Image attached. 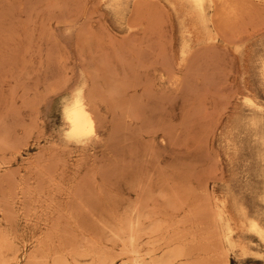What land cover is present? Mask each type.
<instances>
[{
    "label": "rangeland",
    "instance_id": "obj_1",
    "mask_svg": "<svg viewBox=\"0 0 264 264\" xmlns=\"http://www.w3.org/2000/svg\"><path fill=\"white\" fill-rule=\"evenodd\" d=\"M2 1L0 264H224L216 205L223 200L236 221L234 199L249 210L261 207L249 193L262 170L256 163L259 134L246 128L251 112L242 97L264 101L256 63L264 29L244 43L238 37L264 24V3L238 0L247 5L245 14L239 5L236 19L242 22L227 20L222 29L218 20L219 36L196 43L203 33L178 0H158L165 7L158 6L159 17L150 6L139 19H150L154 10L155 21L138 19L130 28L141 0H122L121 19L111 0H40L36 6L28 0L31 7L26 0ZM183 30L192 36L182 57ZM91 79L100 119L88 142L77 143L64 137L61 107L77 84ZM233 235L253 251L228 250L226 264H264V247L255 237Z\"/></svg>",
    "mask_w": 264,
    "mask_h": 264
},
{
    "label": "bare ground",
    "instance_id": "obj_2",
    "mask_svg": "<svg viewBox=\"0 0 264 264\" xmlns=\"http://www.w3.org/2000/svg\"><path fill=\"white\" fill-rule=\"evenodd\" d=\"M3 1H5V0H3ZM2 1V2H3ZM9 1V0H8ZM23 1H25V0H23ZM26 1H28V0H26ZM38 1H40V0H35V6H36V4H37V2ZM42 1V0H41ZM46 1H48V0H46ZM50 1V0H49ZM67 1V0H66ZM69 1V0H68ZM86 1V0H85ZM101 0H99V2H100ZM138 1V0H137ZM137 1H136V3H137ZM140 1V0H139ZM156 1H157V3H156ZM156 1H152V0H141L140 2H142V5H144V7L140 4V6H142V7H140L139 6V8L137 7V9L136 8H134L135 10H134V13H133V15H132V18H133V20L132 19H130V23H129V28L130 27H135L136 26V24L138 23L139 24V22H141V20L143 19V18H146V16L145 17H143L142 19H139V18H141L140 16L141 15H143L144 16V14H142V13H145V15L147 14V10L145 9V8H147L148 10L150 9V6L152 7V6H154V10L153 9H151V10H153L154 11V14H155V16L156 17H159V9H158V3L160 4V2H158V0H156ZM163 1H165V0H163ZM181 4H182V6L184 7V10H185V13H184V15H185V17L191 22V25L194 27V28H198V30H201V32L203 33V37L202 38H200V39H197V42L196 43H198V42H204V43H206L205 41H213L214 39H215V37H217L216 35H218L219 36V34L216 32V31H218L219 30V27H217L218 28V30H216V25H217V21L219 20L220 21V23H221V27H223L222 29H224V27H225V25H224V23H226L227 22V20H229L228 22L229 23H232V22H230L231 20L230 19H236V18H239L238 16H240L239 15V10L240 9H242V8H240L239 7V5H241V4H238V0H178ZM240 1V0H239ZM246 1V0H245ZM248 1H250V0H248ZM247 1V3H249ZM251 1H253V0H251ZM254 1H259V2H261V4H263L264 3V0H254ZM6 2V1H5ZM29 2V1H28ZM32 2H33V0H32ZM54 2V1H53ZM52 2V3H53ZM56 2V1H55ZM69 2H71V1H69ZM73 2V1H72ZM71 2V3H72ZM76 2V1H75ZM102 2V1H101ZM111 2L113 3V8H114V11H115V13L117 14V18H120L121 19V17L122 16H124V14H123V1L122 0H111ZM135 2V1H134ZM152 2H154V3H152ZM39 3V2H38ZM98 3V2H97ZM251 4H249V5H253V3H255V2H250ZM8 5H9V3H7ZM11 4V3H10ZM29 4H30V2H29ZM33 4V3H32ZM32 4H30V5H28L29 7H31V5ZM50 4V3H49ZM73 4V3H72ZM74 4H76V3H74ZM80 4H83V3H80ZM80 4H79V6H80ZM138 4V3H137ZM137 4H135V5H137ZM151 4H153V5H151ZM162 4V3H161ZM243 4L245 5V3H244V1H243ZM241 5L242 7H244V5ZM256 4V3H255ZM260 3L258 4V5H261ZM18 5V4H17ZM21 5H25V4H21ZM34 5V4H33ZM32 5V6H33ZM68 5V4H67ZM66 5V8L68 9V6ZM134 5V6H135ZM139 5V4H138ZM171 5V4H170ZM2 6V5H1ZM13 6V5H12ZM55 6H57V5H55ZM74 6V5H73ZM76 6H78V4H76ZM78 6V7H79ZM83 6V5H82ZM162 6H163V4H162ZM162 6H159V7H162ZM246 7H247V5H245ZM261 6H264V4L263 5H261ZM5 7V6H4ZM10 7V6H9ZM60 7H62V9L61 10H63V6H60ZM71 7V6H70ZM77 7V8H78ZM164 7V6H163ZM72 8V7H71ZM74 8H76V7H74ZM84 8H85V6H84ZM165 8V7H164ZM240 8V9H239ZM252 8V7H251ZM262 8V7H261ZM264 8V7H263ZM262 8V9H263ZM9 9V8H8ZM25 9V8H24ZM256 9H257V7H256ZM10 10H12V9H10ZM22 10V9H21ZM146 10V12H144ZM254 10H255V8H254ZM1 11V10H0ZM68 12L70 11V8H69V10H67ZM153 11H152V13H153ZM161 11H162V9H161ZM246 11H247V9L244 7V10H243V13L245 14L246 13ZM248 11H249V9H248ZM251 11H252V9H251ZM3 12V11H2ZM4 12H6L5 10H4ZM29 12V11H28ZM71 12H73V11H71ZM132 12V11H131ZM163 12V11H162ZM164 12H165V9H164ZM260 12H261V10H260ZM263 12H264V10H263ZM70 13V12H69ZM83 13H84V11H83ZM114 13V14H115ZM151 12H149V14H151L152 16H151V18H153V20H154V14H152ZM248 13H250V12H248ZM247 13V14H248ZM257 13L259 14V12H258V10H257ZM256 13V14H257ZM2 14V13H1ZM8 14V13H7ZM78 14H80V13H78ZM77 14V15H78ZM93 14V13H92ZM116 14H115V16H116ZM131 14V13H130ZM148 14V15H149ZM255 14V13H254ZM10 15V14H9ZM15 15V14H14ZM84 15V14H83ZM87 15H88V13H87ZM147 15V16H148ZM160 15H161V13H160ZM166 15H167V13H166ZM252 14H250V16H251ZM88 16H90V14L88 15ZM87 16V17H88ZM154 16V17H153ZM163 16V15H162ZM242 17H243V15H241ZM249 16V15H248ZM253 16H255V15H253ZM253 16H251V17H253ZM78 17V16H77ZM100 17H101V15H100ZM166 17V16H165ZM10 17H8V19H9ZM69 18V17H68ZM148 19H149V16L147 17ZM147 18L145 19V20H147ZM149 19V20H152V19ZM161 18V17H160ZM264 18V17H263ZM2 19V17L0 18V21H3V20H1ZM76 19V18H75ZM119 19V20H120ZM140 21H139V20ZM157 19V18H156ZM240 19V18H239ZM242 19V18H241ZM259 19V18H258ZM29 21H30V18L28 19ZM28 20H27V22H28ZM66 20V19H65ZM73 20V19H72ZM72 20H70L69 19V21H72ZM137 20L139 21V22H137ZM144 20V19H143ZM216 20V21H215ZM238 19H236L235 21L237 22V23H239V21H241V20H239V21H237ZM244 20V19H243ZM248 20V19H247ZM250 20H254V19H250ZM256 21H258L257 19H255ZM260 20H262V18L260 19ZM259 20V21H260ZM8 21V20H7ZM10 21L11 22H13L12 21V19L11 20H9V23H10ZM68 21V22H69ZM155 21V20H154ZM233 21V20H232ZM233 22V23H235V26H236V22ZM246 21V20H245ZM249 21V20H248ZM4 22H6V21H4ZM67 22V21H66ZM65 22V23H66ZM74 22V21H73ZM137 22V23H136ZM227 22V23H228ZM242 22V21H241ZM240 22V23H241ZM254 22V21H253ZM147 23H148V21H147ZM151 23V22H150ZM245 23H248L247 21L245 22ZM251 23V22H250ZM257 23V22H256ZM262 23V22H261ZM260 23V24H261ZM154 24V23H153ZM244 24V23H243ZM253 24V23H252ZM254 24H255V22H254ZM259 24V25H260ZM10 25L11 24H9V27H10ZM100 25H102V24H100ZM142 25V24H141ZM140 25V26H141ZM227 25V24H226ZM232 25V24H231ZM245 25V24H244ZM258 24L256 25V26H259ZM148 26V25H147ZM157 26V25H156ZM220 26V25H219ZM249 26H251L252 27V25H249ZM8 27V26H7ZM137 27V26H136ZM152 27V26H151ZM185 27H187V26H185ZM227 27L229 28V26L227 25ZM231 27H234V25L233 26H231ZM251 27H248V29L249 28H251ZM12 28V27H11ZM147 28V27H146ZM226 28V27H225ZM237 28H239V27H237ZM241 28V27H240ZM255 28V27H254ZM4 29V28H3ZM7 29V28H6ZM104 30L103 31H105V30H107V29H105V27L103 28ZM144 29V28H143ZM161 29V28H160ZM185 29H187V28H185ZM264 29V24L260 27L259 26V28H256V30L254 29V31H252L251 30V32H247V28H246V30H244V32H243V34H241L240 35V33H242V31L240 32V33H238L239 35H240V37H238V40H239V42L241 41L242 43H244V42H246L248 39H251V38H253L255 35L256 36H259L256 32H258V31H260L261 32V30H263ZM2 30V29H1ZM93 30V29H92ZM102 30V29H101ZM100 30V31H101ZM235 30V29H234ZM238 30H240V29H238ZM3 31V30H2ZM1 31V32H2ZM103 31H101V33L103 32ZM142 31V30H141ZM146 31V30H145ZM154 31H156V30H154ZM223 31V30H222ZM246 31V32H245ZM0 32V33H1ZM12 32V31H11ZM105 32H107V31H105ZM104 32V34H106ZM147 32V31H146ZM159 32V31H158ZM161 32H163V29L161 30ZM183 32V37H182V41H181V44H180V55L183 57V56H185V54L189 51V50H191V43H190V41H191V34H190V31H185V30H183L182 31ZM225 32V31H224ZM230 32V31H229ZM231 32L233 33V30L231 29ZM236 32H238V31H236ZM3 33V32H2ZM7 33V32H6ZM31 33H32V31H31ZM108 33H110L109 31H108ZM142 33V32H141ZM166 33V32H165ZM171 33V32H170ZM185 33V34H184ZM219 33H220V30H219ZM221 33H223V32H221ZM226 33V32H225ZM14 34V33H13ZM103 34V33H102ZM103 34V35H104ZM129 34V33H128ZM151 34V33H150ZM156 34H158V35H160V33H156ZM167 34V33H166ZM166 34H163V35H166ZM231 34V33H230ZM235 34V33H234ZM15 35V34H14ZM95 35V34H94ZM109 35L111 36V37H113V39H114V36L113 35H111V33L110 34H108V37H109ZM126 35V34H125ZM130 35V34H129ZM132 35V34H131ZM145 35V34H144ZM162 35V36H163ZM225 35V34H224ZM16 36V35H15ZM96 36V35H95ZM104 36H106V35H104ZM124 36V35H123ZM127 36V35H126ZM135 36V35H134ZM153 36V35H152ZM171 36V35H170ZM235 36V35H234ZM1 37H3V36H1ZM16 37H18V36H16ZM103 37V36H102ZM110 37V38H111ZM133 37V36H132ZM148 37V36H147ZM237 36H235V37H233V39L234 38H236ZM5 38V37H4ZM95 38V37H94ZM98 38H100V37H98ZM106 38H107V36H106ZM109 38V39H110ZM116 38V37H115ZM128 38H129V36H128ZM131 38V37H130ZM139 38V37H138ZM157 38V37H156ZM160 38H162V37H160ZM20 39V38H19ZM108 39V38H107ZM112 39V38H111ZM117 39V38H116ZM119 39V38H118ZM152 39V38H151ZM158 39H159V37H158ZM166 39V38H165ZM14 40V39H13ZM126 39H124V41H125ZM129 40V39H128ZM142 40V39H141ZM164 40V39H163ZM171 40V39H170ZM225 40V39H224ZM235 40V39H234ZM238 40H236L237 42H238ZM15 41V40H14ZM109 41V40H108ZM113 42L114 40H110L109 42ZM119 41V40H118ZM118 41L116 42L117 44H118ZM120 41H121V39H120ZM233 41V40H232ZM13 42V41H12ZM111 42V43H112ZM126 42H128V41H126ZM165 42V41H164ZM164 42H162V43H164ZM228 42V41H227ZM240 42V43H241ZM15 43V42H14ZM108 43V42H107ZM136 42L134 41V44H135ZM154 43V42H153ZM166 43V42H165ZM235 43V42H234ZM113 44V43H112ZM119 44H121V42L119 43ZM118 44V45H119ZM137 44H140V43H137ZM212 44V43H211ZM32 45V44H31ZM106 45V44H105ZM130 45V44H129ZM133 45V44H132ZM149 45V44H148ZM164 45H166V44H164ZM206 44H203V46H205ZM228 45V44H227ZM235 45H238V44H235ZM108 46L110 47V46H112L110 43L108 44ZM119 46H121V45H119ZM127 46V45H126ZM154 46V45H153ZM152 46V47H153ZM158 47H159V45H157ZM200 46V45H199ZM7 47V46H6ZM107 47V46H106ZM122 47H123V45H122ZM135 47H137V46H135ZM135 47H134V49H135ZM157 47V48H158ZM165 47V46H164ZM170 47V46H169ZM206 47V46H205ZM213 47V46H212ZM226 47V46H225ZM17 48V47H16ZM16 48H15V50H16ZM29 48V47H28ZM113 48V47H112ZM133 48V47H132ZM207 48V47H206ZM205 48V49H206ZM1 49V48H0ZM158 49H162V47L160 48H158ZM163 49H165V48H163ZM163 49L161 50V52L163 51ZM169 49H171V48H169ZM217 49V48H216ZM13 50V49H12ZM28 49H26V51H27ZM126 50V49H125ZM129 50H130V48H129ZM128 50V51H129ZM160 50H159V52H160ZM193 50V49H192ZM226 50V49H225ZM127 51V53L126 54H128L129 52ZM136 51V50H135ZM152 51V50H151ZM169 51H171V50H169ZM198 51V50H197ZM203 51V50H202ZM227 51V50H226ZM261 52L258 54V56H257V58H256V63L258 64V66H259V68H258V73H259V75L262 77V80H263V87H264V44L261 46V50H260ZM114 52V51H113ZM122 52V51H121ZM131 52V51H130ZM157 52V51H156ZM155 52V53H156ZM163 52H165V51H163ZM192 52V51H191ZM190 52V53H191ZM204 52V51H203ZM11 53V52H10ZM115 53V52H114ZM117 53V52H116ZM115 53V54H116ZM143 53V52H142ZM153 54H154V52H152ZM193 53V52H192ZM196 53V52H195ZM228 53V52H227ZM118 54V53H117ZM122 54V53H121ZM149 54V53H148ZM160 54H162V53H160ZM164 54V53H163ZM209 54V53H208ZM222 54H223V51H222ZM104 55V54H103ZM120 55V54H119ZM129 55V54H128ZM135 55V54H134ZM140 55V54H139ZM154 55H156V54H154ZM118 56V55H117ZM123 56V55H122ZM136 56V55H135ZM153 56V55H152ZM164 56V55H163ZM166 57H167V55H165ZM21 57V56H20ZM32 57V56H31ZM113 57H116V55L115 56H113ZM126 57V56H125ZM148 57V56H147ZM205 57V56H204ZM121 58V57H120ZM124 58V57H123ZM137 58V57H136ZM155 58V57H154ZM161 58H162V55H161ZM168 58V57H167ZM171 58V57H170ZM213 58V57H212ZM30 59V58H29ZM118 59V58H117ZM117 59H115V60H117ZM132 59V61H133V57L131 58ZM130 59V60H131ZM137 59H139V58H137ZM142 59V58H141ZM140 59V60H141ZM162 59H166V58H162ZM161 59V60H162ZM187 59V58H186ZM82 60H83V58H82ZM127 60V59H126ZM149 60H151V59H149ZM167 60H169V58L167 59ZM173 60V59H172ZM195 60V59H194ZM198 60V59H197ZM221 60V59H220ZM41 61V60H40ZM118 61V60H117ZM165 61V60H164ZM164 61H162V62H164ZM224 61V60H223ZM116 62V61H115ZM114 62V63H115ZM121 62H123V61H121ZM129 62V61H128ZM134 62V61H133ZM139 62V61H138ZM145 62V61H144ZM151 62V61H150ZM159 62V61H158ZM162 62H160V64H158V65H162L163 67H164V65L163 64H161ZM185 62H186V60H185ZM203 62V61H202ZM117 63V62H116ZM115 63V64H116ZM166 63V61L164 62V64ZM167 63H168V61H167ZM170 63V62H169ZM176 63V62H175ZM175 63H174V65H175ZM179 63H180V61H179ZM195 63V62H194ZM201 63V62H200ZM118 64H120V63H118ZM130 64H132V65H134V63H130ZM143 64V63H142ZM154 64V63H153ZM171 64V63H170ZM170 64H168V65H170ZM183 64V63H182ZM212 64V63H211ZM112 65V64H111ZM114 65V64H113ZM138 65V64H137ZM140 65V64H139ZM172 65V64H171ZM170 65V66H171ZM192 65V64H191ZM214 65V64H213ZM128 66V65H127ZM130 66V65H129ZM148 66V65H147ZM157 66V65H156ZM156 66H150L149 68H154V67H156ZM166 66V65H165ZM176 66H180L181 67V65L179 64V65H176ZM184 66V65H183ZM124 67V66H123ZM137 67H139V66H137ZM136 67V68H137ZM159 67V66H158ZM173 67V66H172ZM194 67V66H193ZM217 67V66H216ZM114 68V67H113ZM167 68V67H166ZM178 68V67H177ZM195 68V67H194ZM193 68V69H194ZM115 69V68H114ZM128 69V68H127ZM146 69H148V68H146ZM179 69V68H178ZM189 69V68H188ZM202 69V68H201ZM109 70V69H108ZM123 70V69H122ZM130 70V69H129ZM131 70H133V69H131ZM131 70L130 71H128V72H130V74H131ZM163 70V69H162ZM200 70V69H199ZM206 70V69H205ZM124 71H125V69H124ZM123 71V72H124ZM142 71L143 70H141V73H142ZM168 71V70H167ZM173 71H174V69H173ZM108 72V71H107ZM126 72H127V70H126ZM135 72V74H136V72L137 71H134ZM133 72V73H134ZM154 72V71H153ZM164 72H166V71H164ZM206 72V71H205ZM109 73V72H108ZM114 73V72H113ZM155 73V72H154ZM159 73V72H158ZM88 74V73H87ZM115 74V73H114ZM119 74V73H118ZM124 74V73H123ZM145 74V73H144ZM223 74H224V72H223ZM20 75V74H19ZM132 75H134V74H132ZM143 75V74H142ZM141 75V76H142ZM88 76V75H87ZM114 76V75H113ZM138 76V75H137ZM146 76V75H145ZM174 76V75H173ZM111 77V76H110ZM115 77V76H114ZM116 77H118V75L116 76ZM123 77V76H122ZM127 77V76H126ZM129 77V76H128ZM134 78H135V76H133ZM147 77V76H146ZM93 78V77H92ZM113 78V77H112ZM167 78H168V75H167ZM171 78V77H170ZM212 78V77H211ZM119 79V78H118ZM121 79V78H120ZM122 79H124V77L122 78ZM121 79V80H122ZM130 79V78H129ZM148 80H149V78H147ZM160 79V78H159ZM161 79H162V77H161ZM179 79V78H178ZM226 79V78H225ZM113 80V79H112ZM135 80V79H134ZM138 80V79H137ZM154 80V79H153ZM163 80V79H162ZM169 80V79H168ZM2 81H3V79H2ZM91 82H90V84H85V83H82V84H77L72 90H71V94H70V97L68 98V100H66L64 103H63V105H62V107H61V116H62V118H63V120H64V122H65V124H66V129H65V132H64V137H65V139H68V140H71V141H75V142H77V143H86V142H88V140L95 134L93 131H95L96 129L95 128H97V124L98 123H96L100 118H98V109H99V105H98V96H100L99 95V93H98V96H97V93H96V91L97 90H95V85H96V83H93V82H95V81H92V79L90 80ZM109 81H111L110 79H109ZM114 81V80H113ZM126 81V80H125ZM144 81V80H143ZM150 81V80H149ZM167 81V80H166ZM211 81V80H210ZM135 82V81H134ZM107 83V82H106ZM119 83V82H118ZM140 83V82H139ZM26 84V83H25ZM95 84V85H94ZM116 84H117V81H116ZM115 84V85H116ZM120 84H124V83H121V81H120ZM132 84V83H131ZM149 84V83H148ZM113 85V84H112ZM114 85V86H115ZM150 85V84H149ZM1 86V85H0ZM121 86V85H120ZM119 86V87H120ZM134 86V85H133ZM151 86V85H150ZM207 86V85H206ZM102 87V86H101ZM125 87V86H124ZM129 87V86H128ZM126 88H127V85H126ZM137 88V87H136ZM146 88H147V86H146ZM106 89V88H105ZM110 89H112V88H110ZM120 89H122L123 90V88H120ZM125 89V88H124ZM148 89V88H147ZM151 89V88H150ZM149 89V91H152V90H150ZM107 90H109V89H107ZM129 90V89H128ZM109 91H111V90H109ZM109 91H106V92H109ZM124 91H126V90H124ZM142 91V90H141ZM147 91V90H146ZM100 92V91H99ZM116 92H120V91H116ZM247 92V91H246ZM15 93V92H14ZM20 93V92H19ZM110 94H112V92H109ZM108 93V94H109ZM126 93V92H125ZM146 93H148V92H146ZM151 93V92H150ZM159 93V92H158ZM188 93V92H187ZM115 95H117L116 93H114ZM114 94H112V97L114 98ZM131 94V93H130ZM154 94V93H153ZM164 94V93H163ZM11 96H12V94H10ZM16 95V94H15ZM155 95V94H154ZM160 95V94H159ZM175 95V94H174ZM18 96V95H17ZM110 96V95H109ZM150 96V95H149ZM153 96V95H152ZM152 96H151V98H152ZM35 97V96H34ZM108 97V96H107ZM135 97V96H134ZM154 97V96H153ZM157 97V96H156ZM39 98V97H38ZM101 98H102V96H101ZM115 98H117V97H115ZM129 98V97H128ZM147 98V97H146ZM145 98V99H146ZM150 98V99H151ZM232 98V97H231ZM21 99V98H20ZM103 99V98H102ZM129 99H131V95H130V98ZM153 99V98H152ZM1 100V99H0ZM14 100V99H13ZM124 100V99H123ZM242 100H243V102L246 104V106L248 107V110L251 112V116H249L247 119H246V121H245V124H246V128L248 129V130H250L252 133H254L255 134V136L257 135V134H259V136L258 137H256V139H255V143H256V146H257V157H256V163L259 165V167H260V169L262 168V170H261V172H259V174H258V178H257V182H259V185L257 186V185H253L252 186V188H251V190L249 191V193L250 194H252L253 196H256L257 197V199H258V201L261 203V207L259 208V209H248L247 208V205H245L244 203H239V201H237L236 199H234L233 200V207H234V209H235V211H236V213H237V215H238V219H237V221L236 220H233L232 219V217L229 215V213H227L226 212V210L224 209V201L223 200H220V202H219V204H217L216 205V211H215V214L214 215H216V220H217V222H218V224H217V227H218V230H219V236H218V240H219V244H220V246H221V248L222 249H224L223 250V252H221V255H223L225 258H224V260H225V262H227V260H228V257H227V255H228V250H236V251H238L240 254H245V253H247L248 251H253V249H251V248H249L248 246H247V244L245 243V242H243V240H242V237H241V235H237V236H234L233 234H234V232H236V231H240V232H247L248 234H250V235H252V237H255L256 238V240L258 241V244H259V246H262V247H264V154H262L263 152H264V101L263 102H257V101H255L253 98H251L250 96H248V95H243V97H242ZM130 101V100H129ZM150 101V100H149ZM30 102V101H29ZM33 102V101H32ZM143 102V101H142ZM241 102V101H240ZM11 103V102H10ZM129 103V102H128ZM134 103V102H133ZM125 104V103H124ZM136 104V103H135ZM138 104V103H137ZM136 104V105H137ZM228 104V103H227ZM117 105V104H116ZM133 105V104H132ZM244 105V104H243ZM118 106V105H117ZM135 106V105H134ZM139 105H137L136 107H138ZM203 106V105H202ZM115 107V106H114ZM131 107V106H130ZM144 107V106H143ZM116 108V107H115ZM118 108V107H117ZM134 108V107H133ZM122 109V108H121ZM124 109V108H123ZM128 109H129V107H128ZM128 109H127V111H128ZM132 109V108H131ZM141 109V108H140ZM197 109V108H196ZM16 110V109H15ZM113 110V109H112ZM117 110V109H116ZM133 110H136V109H133ZM130 111H132V110H130ZM137 111H139V110H137ZM120 112H122V111H120ZM133 113H134V111H132ZM124 113V112H123ZM137 113V112H136ZM195 113V112H194ZM6 114V113H5ZM101 114V113H100ZM99 114V115H100ZM3 118V117H2ZM102 119V118H101ZM104 119V118H103ZM111 119V118H110ZM122 120V119H121ZM138 120V119H137ZM103 121V120H102ZM101 121V122H102ZM99 122V121H98ZM112 123V122H111ZM100 124V123H99ZM114 124V123H113ZM112 124V125H113ZM119 125V124H118ZM130 125V124H129ZM96 126V127H95ZM111 126V125H110ZM178 127V126H177ZM95 129V130H94ZM149 130V129H148ZM161 130V129H160ZM111 131V130H110ZM154 131V130H153ZM111 133V132H110ZM148 133V132H147ZM5 137V136H4ZM254 138V137H253ZM14 144V143H13ZM2 147V146H1ZM0 147V148H1ZM12 147V146H11ZM55 150V149H54ZM48 151V150H47ZM2 152V151H1ZM58 152V151H57ZM5 153V152H4ZM79 154V153H78ZM69 156V155H68ZM70 159V158H69ZM56 163V162H55ZM52 165V164H51ZM246 177V176H245ZM51 178V177H50ZM53 180V179H52ZM43 183V182H42ZM52 183V182H51ZM60 185V184H59ZM38 189V188H37ZM39 192V191H38ZM235 198V197H234ZM216 204V203H215ZM232 207V208H233ZM216 231V230H215ZM246 241V240H245ZM251 243H254L253 241H251ZM181 248V247H180ZM171 251V250H170ZM176 251V250H175ZM168 252V251H167ZM178 254V253H177ZM175 255V254H174ZM169 256V255H168ZM183 256H185V255H183ZM178 257V256H177ZM169 258V257H168ZM167 258V259H168ZM162 259V258H161ZM223 259V258H222ZM193 260V259H192ZM168 261V260H167ZM223 261V260H222ZM100 262V261H99ZM104 262V261H103ZM111 262V261H110ZM224 262V261H223ZM224 262V264H226ZM107 263V262H106ZM106 263H103V264H106ZM112 263V262H111ZM132 263V262H131ZM161 262H159V261H155V262H153V264H160ZM100 264H101V262H100ZM134 264H143V263H141V262H139V261H137V260H135L134 261ZM146 264V263H145ZM191 264V263H190ZM222 264V263H221Z\"/></svg>",
    "mask_w": 264,
    "mask_h": 264
}]
</instances>
